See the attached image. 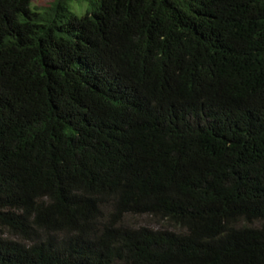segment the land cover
<instances>
[{
	"label": "trees",
	"instance_id": "1",
	"mask_svg": "<svg viewBox=\"0 0 264 264\" xmlns=\"http://www.w3.org/2000/svg\"><path fill=\"white\" fill-rule=\"evenodd\" d=\"M40 2L0 0V264H264V0Z\"/></svg>",
	"mask_w": 264,
	"mask_h": 264
},
{
	"label": "rangeland",
	"instance_id": "2",
	"mask_svg": "<svg viewBox=\"0 0 264 264\" xmlns=\"http://www.w3.org/2000/svg\"><path fill=\"white\" fill-rule=\"evenodd\" d=\"M43 2H44V0H41L40 3L44 4ZM134 220L140 225H150V226L159 225L157 223H154V221L149 220V218H145L144 216L138 217L137 219H134Z\"/></svg>",
	"mask_w": 264,
	"mask_h": 264
}]
</instances>
